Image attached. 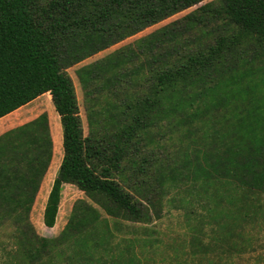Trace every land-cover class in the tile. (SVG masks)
<instances>
[{
	"label": "trees",
	"instance_id": "trees-1",
	"mask_svg": "<svg viewBox=\"0 0 264 264\" xmlns=\"http://www.w3.org/2000/svg\"><path fill=\"white\" fill-rule=\"evenodd\" d=\"M191 7L75 70L85 134L69 68ZM47 92L64 153L44 224L66 183L86 197L41 234L49 113L0 132V264H240L264 249V0H0V119ZM176 201L187 238L138 235Z\"/></svg>",
	"mask_w": 264,
	"mask_h": 264
},
{
	"label": "rangeland",
	"instance_id": "rangeland-1",
	"mask_svg": "<svg viewBox=\"0 0 264 264\" xmlns=\"http://www.w3.org/2000/svg\"><path fill=\"white\" fill-rule=\"evenodd\" d=\"M194 7H191L185 11H182L178 14L173 15L172 17L155 24L153 26H150L146 28L144 31L140 32L139 34H136L132 37H129L122 42L111 46L99 53L94 54L93 56L85 59L81 63L69 68V72L72 75L76 89L77 94L79 98L80 108H81V115L83 118V125L85 134L89 131V125H88V118L86 114L85 104H84V96H83V90L81 87V84L79 82V79L75 73V70L86 63L92 62L94 60H97L98 58H101L108 54L109 52L113 51L115 48H118L122 46L123 44H126L128 42L133 41L137 37L147 34L151 32L152 30L158 28L159 26H162L163 24L176 19L185 13L192 10ZM48 111L50 116V122L51 125L54 126L55 131L58 136V148H57V154L53 161V166L50 170L49 177H48V183L47 188L45 192L42 194L41 197L37 199L36 204L34 205L33 211H32V220L35 223L37 230L46 236H56L58 235L63 227L65 226L74 202L78 198L86 197L85 193L75 184L66 183L64 185L63 193H62V200L60 205V210L58 214L57 223L54 227H47L44 224L43 221V211L44 206L47 200V196L49 194V191L51 189V185L53 182V179L56 175V172L61 164L63 153H64V146H63V127L61 124L60 116L55 108V105L52 100V95L50 92L44 93L34 99V101L30 102L29 104L25 105L24 107H21L11 113L10 115L1 118L0 119V132L4 131L5 129L14 126L16 124H19L27 119H30L37 114H39L42 111ZM48 189V191H47ZM187 208L186 206H183L180 201H176L175 203L169 202L165 204L164 211L162 216L159 219L154 220L153 222L147 224L148 227H150V230H153V232H145L144 229H140L137 233H139V236H148L152 235L153 237L160 238L162 241H170L172 239H185L189 236L188 234V227H187V215H186ZM256 223H261L263 221V217H256L254 220H252ZM133 231L131 230H125L119 233V235H133ZM130 235V236H131ZM6 239V238H4ZM119 239V238H118ZM117 239V240H118ZM3 251V250H2ZM2 252H0V258H2ZM251 256L248 257V256ZM256 253L252 252L250 254L245 255H238L237 259L240 264H255L256 262ZM255 256V257H254Z\"/></svg>",
	"mask_w": 264,
	"mask_h": 264
},
{
	"label": "crops",
	"instance_id": "crops-1",
	"mask_svg": "<svg viewBox=\"0 0 264 264\" xmlns=\"http://www.w3.org/2000/svg\"><path fill=\"white\" fill-rule=\"evenodd\" d=\"M34 101V100H33ZM32 102V101H31ZM30 103V102H29ZM28 103V104H29ZM27 105V104H26ZM25 105H23L22 107H24ZM21 108V107H20ZM19 109V108H18ZM17 110V109H16ZM47 183H48V179H47V181L45 180V182H44V192H45V190H46V188H47ZM47 191H48V189H47ZM43 194V193H42ZM42 196V195H41ZM40 196V197H41ZM252 252H255L257 255H256V262L257 263H255V264H264V259H259V257L258 256H260V255H264V249H258V250H254V251H251V252H248V253H244V254H241V255H245V254H250V253H252ZM251 256L252 255H250V256H248V257H250L251 258ZM237 257H238V255H236V260H238L237 259ZM255 257V256H254Z\"/></svg>",
	"mask_w": 264,
	"mask_h": 264
}]
</instances>
